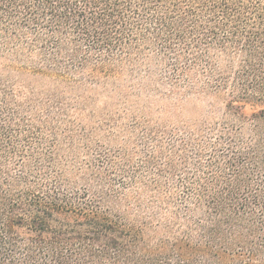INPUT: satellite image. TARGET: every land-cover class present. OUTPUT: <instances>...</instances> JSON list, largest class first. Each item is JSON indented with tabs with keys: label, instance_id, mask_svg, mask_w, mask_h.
<instances>
[{
	"label": "trees",
	"instance_id": "1",
	"mask_svg": "<svg viewBox=\"0 0 264 264\" xmlns=\"http://www.w3.org/2000/svg\"><path fill=\"white\" fill-rule=\"evenodd\" d=\"M0 264H264V0H0Z\"/></svg>",
	"mask_w": 264,
	"mask_h": 264
}]
</instances>
